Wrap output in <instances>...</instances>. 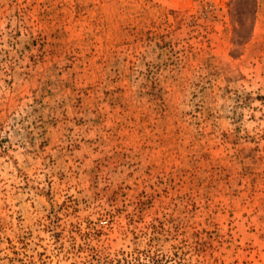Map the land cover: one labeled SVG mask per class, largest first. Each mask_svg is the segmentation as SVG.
Returning a JSON list of instances; mask_svg holds the SVG:
<instances>
[{
    "label": "rangeland",
    "instance_id": "obj_1",
    "mask_svg": "<svg viewBox=\"0 0 264 264\" xmlns=\"http://www.w3.org/2000/svg\"><path fill=\"white\" fill-rule=\"evenodd\" d=\"M0 264H264V0H0Z\"/></svg>",
    "mask_w": 264,
    "mask_h": 264
}]
</instances>
